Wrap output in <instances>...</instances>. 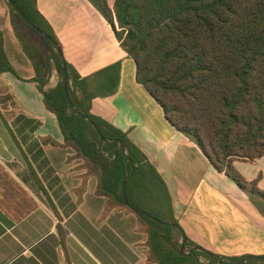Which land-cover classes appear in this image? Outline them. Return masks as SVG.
Segmentation results:
<instances>
[{
  "label": "trees",
  "instance_id": "1",
  "mask_svg": "<svg viewBox=\"0 0 264 264\" xmlns=\"http://www.w3.org/2000/svg\"><path fill=\"white\" fill-rule=\"evenodd\" d=\"M36 28L57 38L37 9V0H11ZM110 25L121 49L132 60L136 81L162 111L177 133L193 142L218 173L224 174L264 216V192L258 189L261 176L248 182L234 168V162L253 163L264 158V0H87ZM6 2V1H5ZM13 32L33 65L30 81L42 95L46 110L57 120L61 143L42 139L44 145L69 149L67 160H81L88 178L97 180L96 195L105 199L103 216L111 211L133 214L138 231L145 235L148 264H216L201 252L179 255V232L124 205L122 182L132 208L145 211L164 223H177L168 189L150 163L126 133L91 114L92 103L117 93L120 63L83 77L65 62L68 94L108 140L120 141L129 151L133 172L116 143L102 146L96 131L68 106L62 84V66L56 48L7 4ZM25 31L21 33V31ZM60 47V46H59ZM61 48V47H60ZM13 73L0 32V78ZM59 81L49 88L50 78ZM8 97L0 98L4 103ZM39 127L21 116L17 121ZM8 129V123L3 120ZM104 151V152H103ZM41 187L39 179L29 163ZM7 174L0 165V179ZM187 246H196L189 240ZM224 264L245 257L215 255ZM246 264H264L252 260Z\"/></svg>",
  "mask_w": 264,
  "mask_h": 264
},
{
  "label": "crops",
  "instance_id": "2",
  "mask_svg": "<svg viewBox=\"0 0 264 264\" xmlns=\"http://www.w3.org/2000/svg\"><path fill=\"white\" fill-rule=\"evenodd\" d=\"M106 1L112 8L115 0ZM37 9L79 75L120 63L117 93L94 100L91 114L126 133L155 167L187 239L228 258L264 256V216L169 126L137 83L134 63L107 21L87 0H37ZM0 32L13 70L0 78V98L8 97L0 102V165L7 174L0 179V264H148L136 217L117 210L103 216L105 199L96 195L94 177L79 194L86 174L82 161H68L71 150L42 143L44 138L61 143L63 137L30 82L34 68L13 32L5 0H0ZM21 116L40 126L22 127ZM233 166L248 182L260 175L258 189L264 192V158Z\"/></svg>",
  "mask_w": 264,
  "mask_h": 264
},
{
  "label": "water",
  "instance_id": "3",
  "mask_svg": "<svg viewBox=\"0 0 264 264\" xmlns=\"http://www.w3.org/2000/svg\"><path fill=\"white\" fill-rule=\"evenodd\" d=\"M7 4L11 5L14 10L19 13L21 15V17L33 28V30L40 35L42 38H44L45 40L49 41L51 44H53V46L56 48V51L59 55L60 58V62H61V66H62V84H63V92H64V96L66 99V102L68 104V106L70 107V109L77 115L79 116L82 120H84L85 122H87L98 134V136L100 137L102 146L104 148L105 144H111V143H116V150L121 152L127 159L128 164L131 167V170L133 172V167H132V162L130 159V155H129V151L123 146V144L120 141H114V140H108L106 139L101 132L99 131L98 127L95 125V123L85 114H83L80 110H78L75 105L72 103L69 94H68V80H67V70H66V65H65V60L63 58V54L61 52L60 47L58 46V44L51 38L49 37L47 34H45L44 32H42L41 30H39L38 28H36L33 24H31L28 19L26 18V16L24 15V13L11 1V0H5ZM104 152V151H103ZM131 174L125 176V178L123 179L122 182V196H123V200H124V205L126 207H128L134 214L136 215H141L144 216L162 226H167L170 228H174L176 229L180 236H181V242H180V246H179V255L181 257H188L190 255H192L194 252H201L203 254H205L206 256H208L209 258H211L216 264H224L221 262V260L215 256V254H213L212 252L200 247V246H192V247H188L187 246V242L188 239L186 237V235L184 234L183 230L180 228V226L177 223H164L161 222L155 218H153L151 215H149L147 212L145 211H141L135 208H132L127 200L126 197V182L127 180L130 178ZM252 260H260V261H264V256H247L243 259H241L240 261L234 263V264H246L249 261Z\"/></svg>",
  "mask_w": 264,
  "mask_h": 264
},
{
  "label": "rangeland",
  "instance_id": "4",
  "mask_svg": "<svg viewBox=\"0 0 264 264\" xmlns=\"http://www.w3.org/2000/svg\"><path fill=\"white\" fill-rule=\"evenodd\" d=\"M24 32H25L24 30L21 31V33H24ZM24 34H25V33H24ZM58 81H59V77H56V75L53 74L52 78H50L49 88L54 87L55 84H56ZM179 242H181V239H180Z\"/></svg>",
  "mask_w": 264,
  "mask_h": 264
}]
</instances>
